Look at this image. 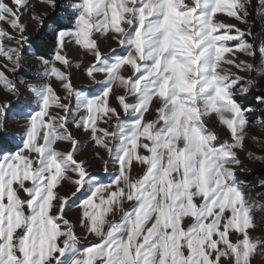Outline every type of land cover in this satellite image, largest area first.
I'll return each instance as SVG.
<instances>
[{"label": "snow or ice", "instance_id": "1", "mask_svg": "<svg viewBox=\"0 0 264 264\" xmlns=\"http://www.w3.org/2000/svg\"><path fill=\"white\" fill-rule=\"evenodd\" d=\"M38 2L52 15L31 12L30 0H0V22L11 29L0 27L8 62L0 86L13 97L0 101V264H252L264 256V238L250 232L264 226L254 216L264 203L249 200L252 189L238 179L249 124L264 129V118L250 120L255 109L241 103L256 90L264 105L252 78L264 76V39L219 19L248 24L252 0H71L64 16L58 0ZM26 13L36 39L47 29L54 44L51 59L38 45L30 53L42 83L16 76L35 43ZM109 38L117 47L105 52ZM70 45L92 58L84 67L90 85L73 84L83 61L73 62ZM257 54L259 67L240 58ZM10 116L21 131L9 133ZM217 128L229 138L220 141ZM72 129L107 153H95L104 176L77 159L82 142Z\"/></svg>", "mask_w": 264, "mask_h": 264}, {"label": "rangeland", "instance_id": "2", "mask_svg": "<svg viewBox=\"0 0 264 264\" xmlns=\"http://www.w3.org/2000/svg\"><path fill=\"white\" fill-rule=\"evenodd\" d=\"M58 4L60 5V8H62V12H59V16H64L67 15V12L65 9L67 8L68 4L71 2V0H58ZM257 2V6L255 8V12L253 14V20L256 21L255 25L253 24V20L249 19L248 24H241L240 22L236 21L233 18H228L227 16L221 14L219 16V19L224 21L225 23L228 24H235L237 27L241 29L247 30L249 27H251V30L254 34V37L256 39V42L259 43L260 39H264V19H262L260 16L257 15V9L260 7L259 0H255ZM5 2H8V0H5ZM30 4L34 5V7L31 9V12H34L36 14H40L44 11H48L49 15H52L51 11L42 3H39L38 0H30ZM57 15V13H56ZM23 23L27 24L28 26V31L27 34L33 38L35 42H38L37 44L41 48L45 49H52L54 47V44L52 40H46L45 34H47V29L43 33H40L44 38L41 40H37L36 37L38 33L36 32L37 24L35 20H30L29 19V14H25L23 17ZM48 24L51 23V21L47 22ZM0 27L7 29L8 31H11L9 26L3 22H0ZM258 27V29H257ZM7 44L8 41H5ZM102 50L107 52L109 48H114L117 47L115 41L111 40L110 38L106 43L102 42L101 43ZM32 53L31 48L28 49V51L25 52L24 55V60L22 63V67L16 74L17 78L23 79L28 83H42L43 81L36 79L40 73L43 72V67L39 63V61L33 56L30 55ZM68 53L69 56L72 58L74 63L80 62V60L83 61L82 66L77 69L73 68L72 69V82L74 85L81 86V85H90V81L84 74V67L88 65V63L91 61V57L86 55V54H81L80 50L77 47L69 46L68 48ZM53 56V52L51 54V58ZM49 58V59H51ZM241 59H246L250 63L255 64L257 67L260 66L259 64V54H257L256 59H252L250 57L246 56H241ZM8 62L4 60L2 57H0V65L7 64ZM9 68L12 67L11 64L8 65ZM227 67V66H226ZM0 70H3L0 68ZM232 72H236L237 70L235 68L231 69ZM10 78L13 76L11 72L6 73ZM239 75L241 76H249L248 73L246 72H240ZM252 78L258 79L259 84L257 87L260 89L261 92H264V76H256L255 73L252 74ZM51 83L55 88H57L58 91L59 89V83L53 78L51 80ZM21 91L25 93V96H28V93L25 91L23 86L21 87ZM253 92H257L256 90H253ZM61 95L63 93L61 92ZM239 95V93H238ZM13 99V97L7 93L6 91L3 90L2 86H0V101H5V100H10ZM113 104H115V101L113 100ZM154 118V112H150L149 114L146 115V119H153ZM250 120H255L253 115L250 116ZM103 126V125H102ZM210 127L216 128V122L215 118L210 122ZM111 130V129H110ZM9 133H15L21 131V129L18 127V125H15L12 123V118L11 116L9 117ZM73 135L82 142V148L81 151L77 154V159H87L88 160V169L91 172L97 173L100 176H104L105 174L102 171L103 168V161L101 159H97L95 156L96 152L100 153V156L103 157L104 159H107V153L101 149L94 147L92 141L88 137L87 133H84L83 131H77L76 129H72ZM217 131L219 132L220 136V141H223L224 139L229 138L228 132L224 128H217ZM248 139L244 141L245 144V151H241L238 153L240 159L243 161L244 164V171L239 172L238 171V179L245 180L248 182V187L252 189V191L248 195V199L251 201H255L257 203H264V187H261L259 182L264 180V162H259V161H253L251 159L247 158L246 153L247 152H252L256 155H261L264 156V129L258 128L253 126V124H249L248 129ZM259 137L260 143L256 144L251 137ZM56 147L59 150L62 151H68L70 149V144L66 142H60L56 145ZM110 167H112L110 165ZM114 170V169H113ZM142 172V169L136 168L134 166L133 168V174H137ZM71 187L68 183H65V187L61 189V192H67V190ZM127 207V205H126ZM78 209H74L68 213V217L73 220V222H76L78 219ZM254 216L256 218L257 223H262L264 224V212L261 211H255ZM190 223V221L186 222ZM77 233L79 235L84 234V229L80 228L77 226L76 229ZM251 235L254 237H260L264 238V226L257 227L254 230H250ZM95 238L93 236H89L88 240H94ZM232 239L235 240L236 236L233 235ZM88 240L82 241V243L87 244ZM228 264H231V261L228 262ZM252 264H264V256H261L259 254L255 255L252 259Z\"/></svg>", "mask_w": 264, "mask_h": 264}, {"label": "trees", "instance_id": "3", "mask_svg": "<svg viewBox=\"0 0 264 264\" xmlns=\"http://www.w3.org/2000/svg\"><path fill=\"white\" fill-rule=\"evenodd\" d=\"M59 2V1H58ZM256 6H257V2L255 1V0H252V5H251V7L249 8V11H250V13H251V16H250V19L251 20H253V14H254V12H255V8H256ZM63 10H62V8H58L57 9V16H59V12H62ZM255 23H256V21L255 20H253V24L255 25ZM257 29H258V27H257ZM45 36H46V40H50L51 41V38H50V36H49V34L47 33V34H45ZM41 40V39H40ZM39 41V40H38ZM38 42H35L34 44H33V47L31 48V51L32 52H35L36 51V46L38 45L37 44ZM39 46V45H38ZM39 48L40 49H42L43 51L42 52H40V53H37V54H42V55H44L46 58H51V54H52V51L51 50H49V49H45V48H41L40 46H39ZM258 94H260V93H258V92H251V94H249L248 96H247V98L246 99H242L241 100V103H243V104H245L246 106H251L252 108H254L255 109V111H254V113L252 114L253 115V117L255 118V119H257V118H264V105H259V104H257L256 103V101H255V96L256 95H258Z\"/></svg>", "mask_w": 264, "mask_h": 264}]
</instances>
